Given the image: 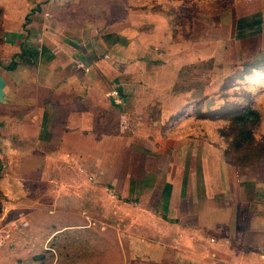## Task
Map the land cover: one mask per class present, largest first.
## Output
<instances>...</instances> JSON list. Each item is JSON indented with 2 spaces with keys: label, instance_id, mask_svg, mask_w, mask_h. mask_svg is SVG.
Segmentation results:
<instances>
[{
  "label": "crops",
  "instance_id": "0c3cea01",
  "mask_svg": "<svg viewBox=\"0 0 264 264\" xmlns=\"http://www.w3.org/2000/svg\"><path fill=\"white\" fill-rule=\"evenodd\" d=\"M246 2L235 36L250 29L248 59L264 54V0ZM109 6L107 0H0V138L7 154L22 157L19 171L47 182L58 175L79 183L71 177L83 173L93 190L108 189L119 210L127 204L181 235L199 240L211 227L225 239L211 238L212 259L223 242L264 253V151L255 164L240 166L215 148L190 149L172 138L164 146L156 130L136 126L143 98L158 92L151 70L156 52L124 3V15L112 19L102 14ZM67 185L58 187L72 196L82 189ZM104 207L109 217L112 209Z\"/></svg>",
  "mask_w": 264,
  "mask_h": 264
},
{
  "label": "rangeland",
  "instance_id": "374dc122",
  "mask_svg": "<svg viewBox=\"0 0 264 264\" xmlns=\"http://www.w3.org/2000/svg\"><path fill=\"white\" fill-rule=\"evenodd\" d=\"M107 2L111 6L103 11V16L112 19L124 15L121 7L124 3L132 19H139L137 30L150 37L148 43L156 52L151 70L157 75L158 92L151 95V103V97L143 98L142 106H145L139 109L141 118L132 119L140 120L135 125L156 130L158 136L163 137L164 146L170 145L172 138L175 143L181 141L189 145L190 149L215 148L224 155V149L231 148L234 135L232 130H227L226 114L233 110L231 107L245 104L252 95L256 97L259 87H264V73L248 79L249 84L236 81L242 64L251 59H246V47L251 41L245 34L250 29L245 28L242 37L235 36V21L246 14L249 6L246 0ZM257 99L254 106L260 111L261 121L253 129V138L260 148L264 146V99L261 100L260 95ZM185 102L192 106L188 109L190 114L178 116L182 110L177 105ZM129 125L126 124L127 128ZM4 127V123H0V137L5 136ZM3 141L0 138V264H33L24 263L39 251L29 240L33 234L31 224L39 225L47 214L71 215L80 223L85 221L87 227L107 230L121 248L122 264H264V259L259 257L264 254L261 251L248 254L227 242L220 244L221 250L218 249L212 259L210 252L216 251L212 244L225 239L214 237L211 227L202 229L201 238L195 240L198 236L184 234L185 237L180 228L153 220L149 214H142L127 204L119 210L115 202L106 197L108 189L93 190V181L83 173L71 177H79L80 184L69 178H58V175L53 177L54 181L47 182L36 172L23 173L17 164L22 157L7 154L9 150ZM155 145L160 146L158 141ZM66 183L71 185L69 189H75L74 183L82 189L72 196L63 189ZM59 185L64 186L60 189ZM105 205L118 213L111 212L104 218L101 213ZM21 219H25V227ZM212 237L216 240L211 241ZM157 241L162 244L155 243ZM95 263L106 264V260L99 258Z\"/></svg>",
  "mask_w": 264,
  "mask_h": 264
},
{
  "label": "trees",
  "instance_id": "16d2710c",
  "mask_svg": "<svg viewBox=\"0 0 264 264\" xmlns=\"http://www.w3.org/2000/svg\"><path fill=\"white\" fill-rule=\"evenodd\" d=\"M15 65L16 62L12 61L6 67L12 69ZM241 67L242 70L236 76V81L249 84L251 78L258 73H264V54L258 53L254 58L245 61ZM259 88L257 95H260L263 100L264 87ZM257 95L256 97L252 95L250 100L247 99L246 103L240 107H231L233 110L229 115L226 114L227 117L225 116L228 122L227 130L228 128L232 130L234 135L229 145L231 148H225L223 153L231 157L232 163L240 166L255 164L264 151V146L257 147L253 138V129L261 121L260 111L254 106L258 100ZM191 107L190 105L181 108L182 111L178 116L188 117L190 114L188 109ZM79 223L78 218L59 214L55 216L47 214V218L39 222V225L32 222L33 234L29 240L34 243L33 248L39 251L31 254L24 263L96 264L95 262L101 258L106 260V264H122L121 248L107 230L100 231L95 227H87L85 221Z\"/></svg>",
  "mask_w": 264,
  "mask_h": 264
},
{
  "label": "built area",
  "instance_id": "2783aa9c",
  "mask_svg": "<svg viewBox=\"0 0 264 264\" xmlns=\"http://www.w3.org/2000/svg\"><path fill=\"white\" fill-rule=\"evenodd\" d=\"M21 222L23 223V226H26L27 223H26L25 219H23V220L21 219Z\"/></svg>",
  "mask_w": 264,
  "mask_h": 264
}]
</instances>
